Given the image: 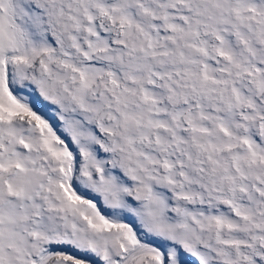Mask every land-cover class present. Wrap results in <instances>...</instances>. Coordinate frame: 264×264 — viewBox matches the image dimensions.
I'll use <instances>...</instances> for the list:
<instances>
[{"label": "snow or ice", "instance_id": "1", "mask_svg": "<svg viewBox=\"0 0 264 264\" xmlns=\"http://www.w3.org/2000/svg\"><path fill=\"white\" fill-rule=\"evenodd\" d=\"M0 264H264V0H0Z\"/></svg>", "mask_w": 264, "mask_h": 264}]
</instances>
